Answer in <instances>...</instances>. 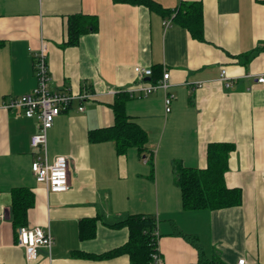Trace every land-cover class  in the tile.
I'll use <instances>...</instances> for the list:
<instances>
[{"label": "crops", "instance_id": "crops-1", "mask_svg": "<svg viewBox=\"0 0 264 264\" xmlns=\"http://www.w3.org/2000/svg\"><path fill=\"white\" fill-rule=\"evenodd\" d=\"M148 1L157 6L146 0H0V264H130L128 254L90 256L128 242L123 222L132 214L157 219L161 264H264V88L255 81L264 73V1ZM181 3L202 5L204 40L164 14ZM76 15H84L82 33L65 45ZM43 43L50 88L90 94L48 131L49 162L68 159L71 188L62 193H48L32 172L38 120L2 108L36 87L34 58ZM135 65L152 69L157 80L169 72L175 100L166 115L163 90L130 95L126 111L146 132V150L119 155L114 141L92 143L88 134L114 124L115 96L138 84ZM223 69L232 87L221 81ZM214 143L235 147L225 182L241 189V204L186 211L173 164L205 169ZM16 188L33 195L26 227L50 229L54 237L51 251L41 248L31 262L17 245ZM82 221L89 222L85 233Z\"/></svg>", "mask_w": 264, "mask_h": 264}, {"label": "trees", "instance_id": "trees-1", "mask_svg": "<svg viewBox=\"0 0 264 264\" xmlns=\"http://www.w3.org/2000/svg\"><path fill=\"white\" fill-rule=\"evenodd\" d=\"M117 1L138 4L141 0ZM146 1L150 7L157 6ZM164 14L172 17L173 22L188 30L193 38L204 40V19L201 4L181 3L177 9L166 11ZM83 17L84 15H76L70 18L68 41L65 45H74L78 42L82 33L79 20ZM260 49L264 50V47ZM253 55L251 53L247 59ZM157 79L152 75L149 83L156 82ZM115 97L112 110L115 117L114 124L104 129L90 131L88 139L92 143L114 141L117 147L116 153L119 155H125L131 148H135L143 154L146 150L147 134L138 124L131 121L126 111V105L132 98L129 93L125 94V92H120ZM234 148V145L230 143L211 144L207 151V167L205 169L187 167L181 160L174 162L173 179L175 185L182 192L183 207L186 211L225 209L241 204V189L229 188L225 182L229 157ZM12 201L11 211L14 226L17 229L27 226V214L34 205L33 195L28 189L16 188L12 191ZM88 223V221L81 222L82 233H85ZM123 224L129 231L128 242L99 257H90L108 259L117 254H128L130 264H156L154 255L158 252L157 219L151 215L132 214ZM189 240L194 242L193 237Z\"/></svg>", "mask_w": 264, "mask_h": 264}, {"label": "built area", "instance_id": "built-area-1", "mask_svg": "<svg viewBox=\"0 0 264 264\" xmlns=\"http://www.w3.org/2000/svg\"><path fill=\"white\" fill-rule=\"evenodd\" d=\"M166 27L171 22L165 21ZM34 72L37 79L36 87L29 93L12 98L2 106L5 110H21L27 118H36L39 122V129L31 137V147L38 151L36 159L32 163V172L37 183L45 186L48 193L67 192L71 188L69 177V165L66 157H58L53 162L48 159V131L53 127L55 119L63 112L68 111L74 101H83L90 97V94H71L64 90H52V80L47 61V44L43 43L40 51L34 58ZM134 72L138 84L132 87L128 93L132 97H147L158 90H163L164 106L166 115L172 111L175 95L169 91L170 73L165 72L161 79L156 82H145L147 77L153 75L150 68L135 65ZM221 81L229 88L234 80L229 79L225 69L222 70ZM255 81L264 88V73L255 77ZM83 110V106L79 107ZM158 237V233H157ZM17 245L24 249L26 260L31 262L39 257V250L46 248L51 251L54 245V237L50 229L41 227H20L17 232ZM155 263L161 264L162 259L157 252L154 255ZM238 264H247L245 259L239 260Z\"/></svg>", "mask_w": 264, "mask_h": 264}, {"label": "water", "instance_id": "water-1", "mask_svg": "<svg viewBox=\"0 0 264 264\" xmlns=\"http://www.w3.org/2000/svg\"><path fill=\"white\" fill-rule=\"evenodd\" d=\"M147 79H150L149 77H147Z\"/></svg>", "mask_w": 264, "mask_h": 264}]
</instances>
